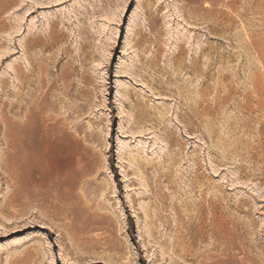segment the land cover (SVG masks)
<instances>
[{"label": "rangeland", "instance_id": "374dc122", "mask_svg": "<svg viewBox=\"0 0 264 264\" xmlns=\"http://www.w3.org/2000/svg\"><path fill=\"white\" fill-rule=\"evenodd\" d=\"M0 264H264V0H0Z\"/></svg>", "mask_w": 264, "mask_h": 264}, {"label": "bare ground", "instance_id": "6f19581e", "mask_svg": "<svg viewBox=\"0 0 264 264\" xmlns=\"http://www.w3.org/2000/svg\"><path fill=\"white\" fill-rule=\"evenodd\" d=\"M44 127H46V126H44ZM56 128V127H55ZM63 133H65L66 134V132L64 131V129L62 128V129H53V128H50V129H48L47 130V132H46V134H45V136H46V139H47V145L48 144H51V143H53V144H58L59 143V141L61 140V139H63ZM68 134V133H67ZM62 143V142H61ZM57 146V145H56ZM22 147V146H21ZM23 148H25V147H23ZM58 149V148H57ZM25 150H26V148H25ZM21 152V151H20ZM23 152H24V150H23ZM23 152H21V154L23 153ZM26 152H27V150H26ZM26 152H24V153H26ZM29 152V151H28ZM28 152H27V154H28ZM31 152V151H30ZM33 152V151H32ZM51 152V151H50ZM53 152V151H52ZM57 152V151H56ZM77 152V151H76ZM23 153V154H24ZM59 153V152H58ZM57 153V154H58ZM35 154H36V152H35ZM49 154V153H48ZM77 154V153H76ZM39 155V154H38ZM59 155V154H58ZM61 155V154H60ZM25 156V155H24ZM28 156V155H27ZM31 156V155H30ZM64 156H66V155H64ZM68 156V155H67ZM29 158V157H28ZM31 158V157H30ZM77 159V158H76ZM23 160V159H22ZM22 160H20V161H22ZM19 161V160H18ZM80 161V160H79ZM23 162V161H22ZM21 162V163H22ZM33 163V162H32ZM38 163V162H37ZM80 163V162H79ZM29 164H31V163H29ZM80 165V164H79ZM82 165V164H81ZM46 166V165H45ZM72 166H73V164H72ZM25 167V166H24ZM66 167V166H65ZM64 167V168H65ZM75 167H77L76 165H75ZM20 168V167H19ZM34 168V167H33ZM36 168V167H35ZM71 168V167H70ZM78 168H79V166H78ZM21 169H22V167H21ZM30 169V168H29ZM29 169H28V171H29ZM60 169V168H59ZM20 170V169H19ZM31 170V169H30ZM48 170V169H47ZM65 170V169H64ZM70 170V169H69ZM45 171V170H44ZM55 171V170H54ZM61 171V170H60ZM26 172H27V170H26ZM40 172V171H39ZM49 172H51V171H49ZM48 172V173H49ZM58 172V171H57ZM81 172H82V170H81ZM38 173V172H37ZM44 173V172H43ZM29 174V173H28ZM31 174H32V172H31ZM36 176V175H35ZM38 176V175H37ZM64 174L62 173V171L61 172H59L58 174H57V176L55 177L54 176V181L52 180V179H49L48 181H45L44 179H41V178H31V179H29V177H27L26 175H25V173H24V170L22 169L21 171H19V173H18V176L16 177V183H17V186H18V188L21 190V191H23V188H28L29 186L32 188V189H34V191L36 192V197H38L39 199H41V200H46V199H48L49 197H51V196H54L55 197V199H59L62 203H65L66 201H65V191H63L62 193H60L59 191H58V189H54V188H60L61 186H60V184H62L63 183V181H64ZM47 178V177H46ZM32 184V185H31ZM28 188L29 190H31V191H33L31 188ZM62 188V187H61ZM66 188H68V187H66ZM28 191V190H27ZM37 199V198H36ZM215 212V211H214ZM210 217V216H209ZM208 217V218H209ZM217 219H220L219 220V222L218 223H216L215 225H216V229H217V233H219L220 235V237H222V238H226V236H227V231H226V228H225V226H224V222L222 221V216L220 215L219 217H217ZM208 221V220H207ZM213 223V222H212ZM212 223H210V224H212ZM212 226V225H211ZM213 232V231H212ZM211 232V233H212ZM216 232V231H215ZM215 235V234H214ZM216 236H217V234H216ZM212 237V236H211ZM216 238H218V237H216ZM220 240V239H219ZM215 242V241H214ZM216 245V244H215ZM223 245H224V243H223ZM212 246H214V245H212ZM220 246V245H219ZM221 247H223V246H221ZM215 249V248H214ZM227 254V253H226ZM221 256V255H220Z\"/></svg>", "mask_w": 264, "mask_h": 264}]
</instances>
